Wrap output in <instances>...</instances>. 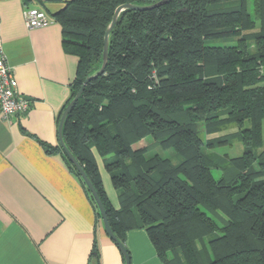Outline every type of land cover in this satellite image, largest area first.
<instances>
[{
    "label": "trees",
    "instance_id": "trees-1",
    "mask_svg": "<svg viewBox=\"0 0 264 264\" xmlns=\"http://www.w3.org/2000/svg\"><path fill=\"white\" fill-rule=\"evenodd\" d=\"M63 1L51 18L77 66L59 119L100 68L115 9L158 0ZM61 134L123 244L127 231L144 229L165 264H264V0H252L251 13L247 0H170L121 10L104 71L85 84ZM146 137L149 143L134 147ZM40 143L61 155L101 219L60 145ZM235 143L240 154L218 151ZM153 147L172 154L148 155Z\"/></svg>",
    "mask_w": 264,
    "mask_h": 264
},
{
    "label": "crops",
    "instance_id": "crops-1",
    "mask_svg": "<svg viewBox=\"0 0 264 264\" xmlns=\"http://www.w3.org/2000/svg\"><path fill=\"white\" fill-rule=\"evenodd\" d=\"M44 10L51 22L28 28L25 7ZM60 0H0V55L27 100L23 114L0 116V264H124L84 189L58 152L59 114L68 99L77 58L63 51L61 27L51 13ZM110 203L117 192L98 159ZM130 264H165L144 229L124 238ZM96 247L95 253L92 248Z\"/></svg>",
    "mask_w": 264,
    "mask_h": 264
},
{
    "label": "water",
    "instance_id": "water-1",
    "mask_svg": "<svg viewBox=\"0 0 264 264\" xmlns=\"http://www.w3.org/2000/svg\"><path fill=\"white\" fill-rule=\"evenodd\" d=\"M170 0H158L155 3L149 4V5H134V4H122L119 5L112 16V19L110 21V23L108 24L107 28L105 29L104 32V37H103V51H102V63L100 68L98 69L97 72H95L94 74H91L89 76H87L83 83L81 84L80 88L78 89V91L76 92V94L74 95V97L70 100V102L66 105V107L64 108L59 122H58V128H57V138H58V142L60 147L62 148L64 154L67 156L68 160L71 162V164L74 166V168L76 169V171L78 172L80 178L82 179V181L84 182V185L86 186V188L89 190V192L91 193L95 204L97 206V209L101 215V220H102V224L104 227V230L106 231L107 235L109 236V238L111 240H113L115 242V244L118 246L119 250L121 251L122 255H123V259H124V264H130V257H129V253L128 250L126 248V246L113 234L112 230L110 229L108 220H107V216H106V212L104 209V206L94 188V186L92 185V183L90 182L89 178L87 177V175L85 174V172L83 171L82 167L80 166V164L77 162V160L75 159V157L71 154V152L67 149V147L65 146L63 140H62V125H63V121L64 118L67 114V112L70 110V108L73 106V104L76 102V100L78 99V97L81 95L84 86L87 82H89L90 80H92L93 78H96L97 76H99L100 74L103 73L105 65H106V61H107V51H108V36L109 33L111 31V29L113 28L115 21L117 19L118 14L120 13L121 10L125 9V8H132V9H151L154 7H157L159 5H162L164 3L169 2Z\"/></svg>",
    "mask_w": 264,
    "mask_h": 264
},
{
    "label": "built area",
    "instance_id": "built-area-1",
    "mask_svg": "<svg viewBox=\"0 0 264 264\" xmlns=\"http://www.w3.org/2000/svg\"><path fill=\"white\" fill-rule=\"evenodd\" d=\"M23 18L26 27H45L51 19L46 12L38 7H25ZM28 102L17 91V82L4 56L0 55V116L8 119L10 116L23 114Z\"/></svg>",
    "mask_w": 264,
    "mask_h": 264
},
{
    "label": "rangeland",
    "instance_id": "rangeland-1",
    "mask_svg": "<svg viewBox=\"0 0 264 264\" xmlns=\"http://www.w3.org/2000/svg\"><path fill=\"white\" fill-rule=\"evenodd\" d=\"M248 1V10H249V12L251 13L252 12V0H247ZM60 2L63 4L64 3V1L63 0H60ZM41 7L40 5H37V7ZM233 129V127H230V128H227V129H225V130H223V132H226V131H229V130H232ZM222 132V133H223ZM219 134H221V133H219ZM215 135H218V133L217 134H215ZM215 135H212V136H215ZM150 140H151V138L150 137H146V138H144V139H142V140H140L139 142H137V143H135L134 144V147H138V146H141V145H144V144H147V143H149L150 142ZM220 153H226V154H228V155H230V156H234V155H237V154H240L241 153V151H242V146L239 144V143H235L233 146H231V147H227V146H224V147H220L219 148V150H218ZM155 152H157V153H159L160 155H164V156H169L170 157V155L172 154L171 153V150H166V151H162V150H160L159 148H157V147H153V148H151V149H149V151H148V155L149 154H152V153H155ZM172 157V156H171ZM172 161H174L173 160V157H172ZM176 161V160H175ZM174 161V162H175ZM109 177V176H108ZM111 183V182H110ZM111 186L113 187V185L111 184ZM114 188V187H113ZM170 255V254H169Z\"/></svg>",
    "mask_w": 264,
    "mask_h": 264
}]
</instances>
